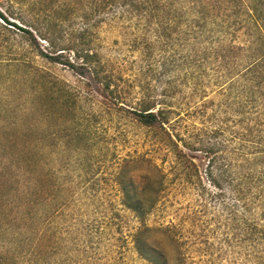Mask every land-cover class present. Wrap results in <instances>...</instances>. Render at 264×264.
Listing matches in <instances>:
<instances>
[{"label": "rangeland", "instance_id": "obj_1", "mask_svg": "<svg viewBox=\"0 0 264 264\" xmlns=\"http://www.w3.org/2000/svg\"><path fill=\"white\" fill-rule=\"evenodd\" d=\"M0 11L14 25L0 19L4 103L26 107L37 99L42 113L51 95H69L68 112L58 107L49 117H36L43 131L69 127V153L65 142H59L53 163L59 168L69 161V264H151L135 248L134 235L143 225L122 206L117 184L123 160L135 158L142 160V169L128 166L129 179L141 187L149 182L147 175L153 184L166 176L165 195L146 221L155 229L146 241L152 248L165 251L171 264H257L236 236L240 231L232 230L223 206L200 196L195 185L175 180V156L132 115L142 100L165 104L161 106L186 116V128H179L180 121L175 132L186 139L194 127L230 125L225 123L223 91L214 79L204 78L198 89L187 86L181 58L188 48L160 36L156 18L150 31L129 27L131 22L118 15L87 31L81 14L69 10V0H0ZM243 32L237 39L245 42ZM88 51L97 53L114 76L117 95H109L93 80L84 63ZM9 62L14 63V81L8 79ZM54 85L57 92L50 91ZM75 131L81 138H73ZM49 144V139L41 144L42 158L48 156ZM187 153L195 157L204 177L200 155ZM2 221L6 225V215ZM165 229L176 237L165 235ZM2 241L9 243L0 231Z\"/></svg>", "mask_w": 264, "mask_h": 264}, {"label": "trees", "instance_id": "obj_2", "mask_svg": "<svg viewBox=\"0 0 264 264\" xmlns=\"http://www.w3.org/2000/svg\"><path fill=\"white\" fill-rule=\"evenodd\" d=\"M69 10L81 14L87 31L115 15L131 22L129 27L134 24L150 31L156 18L160 36L188 48L181 60L189 89L204 86L206 77L214 79L224 95L225 123H230L225 128L194 127L190 132L187 128V140L175 133L180 121L179 128L185 126L186 116L161 106L165 104L142 100L132 115L175 156V180L195 185L200 196L221 204L248 253L257 264H264V0H69ZM0 19L14 26L1 11ZM241 30L245 42L237 39ZM84 63L105 92L117 95L114 76L107 73L97 53L88 51ZM10 64L14 63L5 67L8 79L14 81ZM50 91L57 92L56 85ZM50 97L41 113L37 99L12 108L0 95V231L9 240L0 244L5 252L0 254V264H69V161L59 168L53 164L59 142H65L69 153V127L43 131L36 118L37 113L49 117L57 113L51 109L58 107L68 112L69 95ZM73 134L74 139L81 138L80 131ZM48 139V156L42 158L41 144ZM187 151L200 155L205 163L208 185ZM141 161L124 159L120 166L121 204L143 225L134 235L139 255L151 264H171L165 251L146 242L155 230L146 225L147 217L165 195L166 176L160 171L158 183L153 184L147 175L149 182L141 187L129 179L127 168L141 170ZM164 233L176 237L170 229Z\"/></svg>", "mask_w": 264, "mask_h": 264}]
</instances>
